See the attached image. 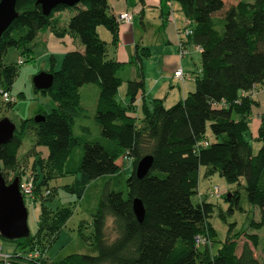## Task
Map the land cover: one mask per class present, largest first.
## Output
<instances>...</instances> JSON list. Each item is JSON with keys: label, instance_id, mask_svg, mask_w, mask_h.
<instances>
[{"label": "trees", "instance_id": "16d2710c", "mask_svg": "<svg viewBox=\"0 0 264 264\" xmlns=\"http://www.w3.org/2000/svg\"><path fill=\"white\" fill-rule=\"evenodd\" d=\"M36 1L17 0L18 15L2 33L0 92L10 91L18 71L15 64L4 63L6 51L17 47L22 55L31 58L40 30L51 28L58 36L75 35L83 50L66 52L59 68L51 66L47 70L53 73L51 87L35 88L51 96L53 107L50 112H37L44 116L43 120L36 121L37 114L23 119L12 139L1 146L5 181L2 168L17 166L19 149L31 128L36 145L46 150L45 163L39 161L45 169L40 185H47L57 176L79 173L69 189L81 196L90 180L118 174L120 158L131 159L132 172L126 179L125 191L104 188L92 214L96 254L71 253L49 262L46 247L58 237L71 211L59 208L49 221L42 203L37 231L10 240L17 246L10 254V264H264V254L259 258L255 253L257 233H247L237 251L240 235L229 231L217 253H212L210 243L216 232L208 217L213 204L202 201L195 205L191 199L204 167L207 176L217 172L229 183L243 185L248 201L261 208L260 220H252L251 226H264V112L256 133L262 145L256 153L246 137L256 102L250 91L264 84V0H238L229 6L225 0H163L170 6L178 2L191 21L192 32L187 38L200 48L201 71L194 89L169 107L162 98H154L150 109L143 99L140 125L135 102L144 90L143 59L150 55V49H136L130 61L136 67V76L126 80L123 100L119 89L124 82L121 72L125 62L107 57V42L97 32L99 25L106 26L116 44L119 21L110 10L109 0L58 5L48 15ZM61 9L74 10L64 28L59 26L60 18L54 16ZM88 83L99 86L94 117L101 137L83 141L74 134L73 126L84 110L80 88ZM3 103L12 105V101ZM208 127L212 140L206 138ZM79 145H83V154L78 166H67L69 155ZM145 155H151L153 163L139 178L136 165ZM15 176L21 178L18 173ZM40 185H36L35 193ZM227 195L229 210L233 211L239 207V191L232 192L229 198ZM136 197L145 208L142 222L133 210ZM109 217L115 232L113 239L107 232ZM45 231L51 236L46 246ZM200 237L206 238L202 249L201 241H197ZM36 250L40 252L37 258L32 257Z\"/></svg>", "mask_w": 264, "mask_h": 264}, {"label": "rangeland", "instance_id": "374dc122", "mask_svg": "<svg viewBox=\"0 0 264 264\" xmlns=\"http://www.w3.org/2000/svg\"><path fill=\"white\" fill-rule=\"evenodd\" d=\"M225 1L226 6H229L236 3L238 0ZM153 9V7H148V10H150V19L158 17L159 9L155 11L156 13L153 12ZM130 14L132 15V13ZM160 22H163V18L160 19ZM137 26L141 27L139 20L137 21ZM99 28L101 32L105 29L106 33L105 31L100 33V37L102 36L101 38L103 40H107L108 51L113 53L116 44L113 43V35L111 31L104 25H99L97 29ZM158 43L159 41L153 42L150 47L153 51L152 56L160 58V54L163 53V49L165 47ZM166 49V53L168 54V51L171 48ZM172 50L174 51V48ZM60 54L61 53L57 52L56 59H54V57H52L49 53L47 43L42 40L38 42L36 41L33 46L31 58L27 55H22L20 49L17 47L8 48L3 57L4 63L15 64L18 67L17 74L14 77L9 91L15 99L12 101V105H8L3 103L0 98V118L8 117L15 123L16 128H20L23 119L33 117L41 110L46 112H50L52 110L53 100L51 96L41 91H37L33 84V78L38 72L45 71L51 66L58 68L63 60V55ZM20 57L23 60L22 64H19L18 62ZM155 60V58H152V60L148 61L149 64H153V67H150L149 65L145 69L146 75L149 77L145 79L147 81L148 79L150 80L152 74L154 73ZM128 69L129 68L125 70L124 74H127ZM191 85H194V83L189 84V86ZM80 91L82 94L81 104L84 107V110L76 117L73 132L83 141L97 140L101 137V133L94 114L99 93V86L96 83H88L83 85L80 88ZM125 91L126 84L123 82L119 89V95L122 96ZM178 94L179 93L177 92V95ZM250 95L253 97L254 101H256L254 102V107H256L257 110L256 112L263 110L264 84L255 86L253 90L250 91ZM176 101V97L175 99H168L166 104L167 107L171 106ZM259 121L260 116L258 113L252 114L250 131L246 135L247 139L251 142L255 153L262 145V143L255 137ZM141 122L142 119L138 116V125H140ZM206 138L208 140H212L213 138L210 127L207 128ZM82 154L83 145L74 147L67 160V166H78ZM45 157L46 150H44L42 146L36 145V135L34 133V129L31 128L26 132L23 144L19 149L17 166L13 169L2 168V171L7 179V183H10L16 177V173H18V175L20 174L21 177H33L34 179V197L25 198V204L28 209V227L30 229V233H35L37 231L38 221L41 218L42 203L46 206L47 214H49L50 218L49 221H51L52 215H54L59 208L67 207L71 212L62 225L58 237L50 243L51 236L48 231H45L43 234L45 246L47 243H50L46 247L48 261L52 262L61 259L71 253L96 254L97 249L92 237V214L95 212L100 197L106 186L112 189H119L122 191L126 190V179L132 172L131 159L120 158L119 162L121 164V170L118 174L104 175L90 180V182L85 186L83 194L78 196L77 192L69 189V187H72L74 182L80 177L79 173L57 176L50 179L47 185H40L42 178L45 177V169L42 165L45 163ZM39 161H42L41 166ZM204 171L205 168L201 167L198 188L193 193L191 199L195 205L202 201L213 204V210L208 217V222L216 232L213 242L210 243L211 252L217 253L229 231L233 234L236 233L240 235L237 239V251L241 250L247 233H257L259 235V244L255 253L259 256V258H262L264 254V226L259 229H255L250 224L252 220H260L261 208L248 201L246 190L243 185L239 186L235 183H229L217 172L207 176ZM36 185H40L37 193H35ZM216 186H219L222 191V194L219 197L211 194ZM235 190L239 191V207L230 211L229 201L226 199V194L232 193ZM47 191L49 193H47ZM46 198H48V200L45 202L44 199ZM107 224L108 235L111 239H113L115 232L112 229V218L109 217L107 219ZM200 241V249H202L203 244L206 242V238L200 237ZM1 246L3 252L9 254L16 250L17 247L14 241L3 239H1ZM0 264H5V262L0 261Z\"/></svg>", "mask_w": 264, "mask_h": 264}, {"label": "crops", "instance_id": "0c3cea01", "mask_svg": "<svg viewBox=\"0 0 264 264\" xmlns=\"http://www.w3.org/2000/svg\"><path fill=\"white\" fill-rule=\"evenodd\" d=\"M109 4L111 12L115 15L123 12L132 13L131 22H119L118 40L113 53H110L107 47L108 58L125 62L121 74L125 84L127 79L135 78L136 76V67L130 62L136 49L141 47H148L150 49V56L143 59V74L145 76L144 90L138 93L135 102L137 116L140 118L142 116L141 105L143 99L151 109L152 100L154 98H162L164 100V105L167 107L166 104L168 99H175L176 97L178 101L185 97L188 92L195 87V78L201 71V53L200 48L192 44L184 33L188 18L184 15L179 3L173 1L170 6L168 4L164 5L163 0H109ZM148 7H153V12L159 9L157 18H149L150 10H148ZM73 13L74 10L61 9L56 11L54 16L60 18L59 26L64 28L67 20ZM161 18H163L162 23L160 22ZM136 20H139L141 27L137 26ZM97 32L99 36L101 35L100 33H102L100 28L97 29ZM40 40L47 43L49 53L54 59H56L57 52L61 53L64 57L65 53L70 50H83V45L78 37L70 33L58 36L51 28L40 30L33 42V46L36 41L38 42ZM105 41L107 42V40ZM157 41H159L158 44L165 47L163 53L160 54V58L152 56L153 51L150 47L153 42ZM182 47L185 49L183 54L180 53ZM166 48H171L168 54L166 53ZM173 48L174 51L172 50ZM152 58L156 59L154 62L155 70L150 80L148 79L147 81L145 79L149 77L146 75L145 69L149 65L153 67V64L148 63ZM127 68H129L127 74H124ZM179 68L182 69L184 73L183 79L174 76V72ZM190 83H194V85L189 86ZM258 85L260 84L256 86ZM177 92L179 93L178 95ZM121 97L124 100L125 93ZM256 111V107L253 106V114L258 113L259 116L264 112V109L260 112Z\"/></svg>", "mask_w": 264, "mask_h": 264}, {"label": "water", "instance_id": "95a60500", "mask_svg": "<svg viewBox=\"0 0 264 264\" xmlns=\"http://www.w3.org/2000/svg\"><path fill=\"white\" fill-rule=\"evenodd\" d=\"M81 0H37L41 5L43 13L49 14L58 5L73 6ZM17 0H0V40L2 33L17 17ZM36 89H48L53 84V73L49 71L38 72L33 78ZM44 116L37 114L36 121L43 120ZM16 130V125L8 117L0 118V148L8 143ZM153 163L151 155L142 157L135 169L139 178L147 174ZM20 178L16 176L10 183H7L1 172L0 165V235L6 239L14 240L26 237L30 234L28 227V209L25 199L19 188ZM231 193H228V198ZM133 210L137 219L142 222L145 215L143 202L139 198L133 199Z\"/></svg>", "mask_w": 264, "mask_h": 264}, {"label": "built area", "instance_id": "2783aa9c", "mask_svg": "<svg viewBox=\"0 0 264 264\" xmlns=\"http://www.w3.org/2000/svg\"><path fill=\"white\" fill-rule=\"evenodd\" d=\"M118 21L119 22H131L132 21V15L128 12H123L120 13L119 15H117ZM191 21L188 19L187 21V25L186 28L184 30L185 35H188L192 32L191 27H190ZM185 52L184 47L181 48L180 53L183 54ZM19 64L23 63L22 58H19ZM174 76L176 78H181L183 79L184 77V73L182 71V69H178L177 71L174 72ZM0 98L3 100V102H11L14 101L15 97H13L9 91H1L0 92ZM207 144V142L205 143ZM34 179L33 177H21L19 180V188L20 191L25 198H32L34 197ZM212 195L219 197L222 194V191L220 189L219 186H216L213 191L211 192ZM197 241H200V239L198 238ZM40 256V252L39 251H35L32 254V257H39ZM0 257L3 259V261L5 262V264H10L11 260H10V254L9 253H5L3 252L2 246H1V238H0Z\"/></svg>", "mask_w": 264, "mask_h": 264}]
</instances>
